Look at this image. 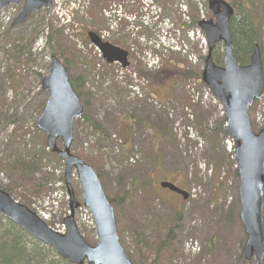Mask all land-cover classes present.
I'll list each match as a JSON object with an SVG mask.
<instances>
[{"label":"rangeland","instance_id":"obj_1","mask_svg":"<svg viewBox=\"0 0 264 264\" xmlns=\"http://www.w3.org/2000/svg\"><path fill=\"white\" fill-rule=\"evenodd\" d=\"M208 1L54 0L50 9L34 13L17 27L13 23L22 4L8 8L0 16V186H18L14 200L24 202L48 218L54 231L62 232L59 215L68 209L62 186L63 164L51 158L44 160L36 175L43 186L35 194L31 188L29 192L22 188L19 178L4 169L5 160L16 155V147L29 152L32 144H46V135L36 129L41 104L48 98L41 78L49 72L51 49L61 46L73 57L71 76L86 78L87 90L93 96L94 118L108 134V138L94 135L76 123L72 152L84 149L94 156L99 152L105 155L101 178L108 193L123 200L116 215L124 222V244L134 263L142 261L138 247L146 251L152 263L154 254L148 253V247H155L171 229L176 240L163 264H258L255 259L247 262L243 258L246 234L240 220V181L235 175L234 142L224 134L221 104L203 89L199 95L205 97L203 101L191 103L192 92L187 87L193 88L197 79L178 81L173 91L168 88L170 82L159 88L157 80L146 79L148 93L159 89L158 96L154 95L157 100L130 99L123 90L118 95L114 90L118 87L110 84L112 74L87 37L90 32L100 34L106 42L129 52L133 71L153 75L163 71L172 85L174 74L168 71L176 70L174 63L196 73L204 69L208 52L205 34L192 24L194 19L214 18ZM247 1L252 5L249 11L254 12L264 48V0ZM49 29L54 30V38L46 47ZM19 44L24 48L21 55L15 52ZM220 49L224 51L223 46ZM148 54L164 62L160 71L145 70ZM262 59L264 67V52ZM98 76L100 80L95 83ZM187 107L194 113L192 122ZM124 117L131 118L134 133L130 154L120 153L118 146L122 139L118 120ZM250 118L253 130L259 133L264 128V96L250 110ZM221 124L223 130L215 134ZM213 140L217 142L214 149ZM45 178L48 184H44ZM218 179L229 181L225 194L215 188ZM165 182L188 192L189 200L162 189ZM72 185L82 202L76 174ZM178 211L182 219L175 222ZM75 221L85 240L96 246L97 235L83 208L77 211ZM0 225L6 227L7 220H1ZM135 227L145 245L137 244L131 231ZM26 240L31 246L32 238ZM49 257L53 261L60 258L54 251Z\"/></svg>","mask_w":264,"mask_h":264},{"label":"water","instance_id":"obj_2","mask_svg":"<svg viewBox=\"0 0 264 264\" xmlns=\"http://www.w3.org/2000/svg\"><path fill=\"white\" fill-rule=\"evenodd\" d=\"M23 4L22 12L14 26L25 24L31 16L52 7V0H0V12L8 6ZM214 19L199 23L208 41V54L202 72V82L213 93L225 113L227 134L236 145L239 175L240 220L247 237L243 248L246 261L264 264V129L255 133L249 112L264 95L262 53L256 46L250 63L241 66L234 54L230 32L234 8L224 0H209ZM90 42L100 51L107 64L129 66L125 50L103 42L93 32ZM224 47L223 66L214 62L217 46ZM48 101L37 128L47 137L49 150L64 164V183L69 198V215L64 220L65 233L53 231L36 213L16 202L0 189V215L21 230L54 250L69 264H134L128 258L118 235L115 211L103 189L95 169L72 154L74 127L82 118L84 108L75 93L66 67L57 57H52L49 74L42 82ZM62 143V147L59 146ZM77 175L82 189V203L91 213L98 237L96 246L89 245L75 222L76 211L82 203L76 198L72 185ZM162 188L177 193L188 200L189 193L171 183Z\"/></svg>","mask_w":264,"mask_h":264},{"label":"trees","instance_id":"obj_3","mask_svg":"<svg viewBox=\"0 0 264 264\" xmlns=\"http://www.w3.org/2000/svg\"><path fill=\"white\" fill-rule=\"evenodd\" d=\"M232 6L235 9V15L231 20L230 23V32L232 36V42L234 47V54L238 61V63L241 66H247L250 63L251 57L253 55V52L256 48V46H260L261 52L263 54L264 48L261 43V33L259 31V27L256 22V18L254 16V12L249 11L250 7L252 6L251 3L247 0H237L236 2L231 3ZM98 9V6L94 5ZM199 23V20L194 19L192 27L197 26ZM52 29H49V32H51V36L47 37L46 40V47H50L51 42H53L54 33ZM98 34V33H97ZM22 41V39L20 40ZM116 46V45H115ZM55 48V47H53ZM221 45H218L216 48V51L214 52V62L221 66L224 59V52H221ZM24 48L20 47V44L16 47L15 52L19 51V55L22 54ZM68 50L64 49V47H59V49H51L50 56H56L58 57L66 66L69 74H70V81L72 84V87L76 94L80 97L82 101V105L84 107V115L82 119L77 121V124H83L87 128H89L94 135H102L104 138H108L107 132L97 123V121L94 118L93 112H92V95L87 90V80L85 77H72L71 76V64L74 63L72 61L71 54L66 55ZM176 67V70L170 69L168 73L173 72V83L171 85V80H168L167 75H164L165 72H160L157 74H147L145 72H139L140 76L146 78V79H154L157 80L159 88L164 87L166 84H170L168 87L171 89V91L174 90V87L176 86V83L178 81L182 80H192L197 79L198 81H201L200 73H196L193 70H189L186 68H182L180 63H174L173 64ZM170 67L172 68L171 64ZM41 77V76H40ZM43 80V78H41ZM95 79V77H94ZM41 80V81H42ZM97 81L95 80V83ZM166 82V84H165ZM202 84V83H201ZM203 85V84H202ZM115 92L119 95L122 91L120 88H115ZM159 89H155V92L148 93L149 97H155L158 96ZM155 95V96H154ZM46 101L41 104V111L40 115L42 114L44 108H45ZM224 124H226V119L224 117ZM118 125L121 130L122 139L121 142L118 144L120 153H127L130 154L132 152V141L134 138L133 133V127L131 124V118L124 117L121 120H118ZM222 124L218 126L217 130H215V134L221 132L223 130ZM224 134L227 136L226 132ZM216 140V139H215ZM42 147H39L37 145H33L30 147L32 150L29 152H24L20 150V148L16 147V155L9 158L7 161L5 160L4 163V169L9 173L13 174L17 178H19V181L21 183L22 188L26 189L28 192L33 189V194L37 193V190H41L42 184H38V179L36 175L41 171L42 169V163L47 158H51L59 162L61 161L58 159V157L48 150L46 144H42ZM213 149L216 148L217 142L213 140ZM74 154L85 161L87 164L91 165L99 175L102 185L104 187V190L106 192V195L114 207L115 210V216L117 220L118 225V232L120 241L123 245V247L126 249V246L124 244V237H123V231L124 228V222L119 218V216L116 215V210L121 208L123 205V200L119 197H114L108 193V190L105 186V183L103 182L101 178V168L103 166L105 155L101 152L98 153L99 156H94L90 153H87V151L79 150L75 151ZM236 177H238V172H235ZM48 181L47 178L44 180V184ZM48 184V182L46 183ZM32 186V187H31ZM215 188L217 189L219 194H225L228 190V180H219L216 183ZM0 189L7 192L12 198L14 196V193L18 189V186L14 187H8L3 188L0 186ZM216 201V200H215ZM25 205L24 202H20ZM182 219L181 211H178L176 213L175 222H180ZM1 220H6L2 216H0V224ZM7 226L2 227L0 225V264H69L68 262L58 259L59 261H53L49 257V253L52 255L53 251L46 246L42 245L38 241L32 238V245H29V242L25 238L29 237L25 232H23L21 229H19L16 225L11 223L7 220ZM137 227L132 229V233L136 236L137 244L145 245L144 238L141 234L137 232ZM122 233V234H121ZM162 237V236H161ZM176 236L173 230L169 229L167 234L163 236V239L158 240L157 245L155 247H148L147 251L153 252V262L149 263L150 257L144 251L143 248L138 247V252L140 251V254L142 255V261L140 264H163L162 259L166 257L167 253H170L172 251V244L175 242ZM152 248V249H151ZM212 251V248H210V253ZM127 253V252H126ZM128 257L131 259L129 253L127 254ZM132 260V259H131ZM134 263V261L132 260Z\"/></svg>","mask_w":264,"mask_h":264},{"label":"built area","instance_id":"obj_4","mask_svg":"<svg viewBox=\"0 0 264 264\" xmlns=\"http://www.w3.org/2000/svg\"><path fill=\"white\" fill-rule=\"evenodd\" d=\"M149 64L148 66L150 68L152 67H157L159 65V60L158 59H153L149 57ZM133 84L132 86H130V90L132 92L133 96H138V97H142V87H144L146 85V83L144 81H141L139 79H137V77L134 75L133 76Z\"/></svg>","mask_w":264,"mask_h":264},{"label":"bare ground","instance_id":"obj_5","mask_svg":"<svg viewBox=\"0 0 264 264\" xmlns=\"http://www.w3.org/2000/svg\"><path fill=\"white\" fill-rule=\"evenodd\" d=\"M250 120H251V118H250ZM252 124V123H251Z\"/></svg>","mask_w":264,"mask_h":264}]
</instances>
